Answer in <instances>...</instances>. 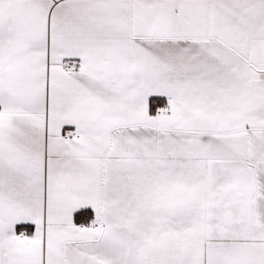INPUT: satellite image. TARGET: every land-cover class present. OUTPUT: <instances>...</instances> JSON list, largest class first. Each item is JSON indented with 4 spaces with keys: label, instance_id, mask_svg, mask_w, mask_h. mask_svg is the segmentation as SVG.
<instances>
[{
    "label": "crops",
    "instance_id": "1",
    "mask_svg": "<svg viewBox=\"0 0 264 264\" xmlns=\"http://www.w3.org/2000/svg\"><path fill=\"white\" fill-rule=\"evenodd\" d=\"M0 264H264V0H0Z\"/></svg>",
    "mask_w": 264,
    "mask_h": 264
},
{
    "label": "trees",
    "instance_id": "2",
    "mask_svg": "<svg viewBox=\"0 0 264 264\" xmlns=\"http://www.w3.org/2000/svg\"><path fill=\"white\" fill-rule=\"evenodd\" d=\"M162 104L163 102H161L158 99H151L149 103L150 113L152 114L155 113ZM89 216H90L89 211H80L75 214L74 223L78 225L87 224L89 223V220H90Z\"/></svg>",
    "mask_w": 264,
    "mask_h": 264
},
{
    "label": "built area",
    "instance_id": "3",
    "mask_svg": "<svg viewBox=\"0 0 264 264\" xmlns=\"http://www.w3.org/2000/svg\"><path fill=\"white\" fill-rule=\"evenodd\" d=\"M61 72L65 75L75 74L79 70V65L76 62L62 61L60 63ZM68 137H65L67 140Z\"/></svg>",
    "mask_w": 264,
    "mask_h": 264
},
{
    "label": "bare ground",
    "instance_id": "4",
    "mask_svg": "<svg viewBox=\"0 0 264 264\" xmlns=\"http://www.w3.org/2000/svg\"><path fill=\"white\" fill-rule=\"evenodd\" d=\"M78 64V63H77ZM79 65V64H78ZM79 70H80V65H79ZM78 70V71H79ZM71 75V74H70ZM65 137H68V139H77V136H65ZM65 137H64V139H65ZM67 139V140H68Z\"/></svg>",
    "mask_w": 264,
    "mask_h": 264
}]
</instances>
